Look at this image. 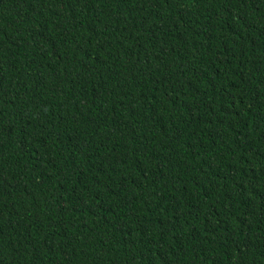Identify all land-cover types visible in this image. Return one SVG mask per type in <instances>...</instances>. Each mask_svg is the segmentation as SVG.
<instances>
[{"label": "trees", "instance_id": "16d2710c", "mask_svg": "<svg viewBox=\"0 0 264 264\" xmlns=\"http://www.w3.org/2000/svg\"><path fill=\"white\" fill-rule=\"evenodd\" d=\"M0 264H264V0H0Z\"/></svg>", "mask_w": 264, "mask_h": 264}]
</instances>
